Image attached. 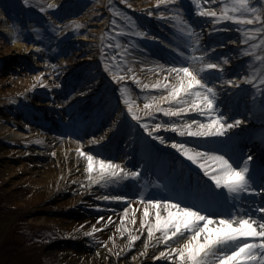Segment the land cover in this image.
Listing matches in <instances>:
<instances>
[{
  "label": "rangeland",
  "instance_id": "374dc122",
  "mask_svg": "<svg viewBox=\"0 0 264 264\" xmlns=\"http://www.w3.org/2000/svg\"><path fill=\"white\" fill-rule=\"evenodd\" d=\"M200 2L201 7L197 8L193 4L192 0H170V4H167V8H169V11L172 9L177 10L174 15L180 17V22L184 28L187 29L189 26L193 28L197 34V38L200 40V43H202V45L204 44V46L207 47V50H211L213 45L221 43L220 41H224L225 43L232 42L236 48L238 47V51H236L235 54H237L236 58L240 56L241 64L235 69L236 72L234 74L226 75L228 79H235L237 77L242 79L245 74L251 76L252 72L259 74L262 70H264V64H260L259 60L257 59V57H264V44L261 43L259 37L252 38L253 34L249 32L250 44H256L258 47L251 48L250 46H246L243 44L244 29L239 28L237 24L233 22L227 21L220 24L217 34H212L213 30H215L217 27L215 19L211 17H203L198 14L199 11L204 8L210 10L214 9L217 12H221L224 3L227 2L230 4L231 1L217 0V2L213 4L206 3V0H200ZM49 3H54L57 5V7L47 8ZM255 6H264V0H261V4H257ZM0 8V18L9 26L11 30L9 34L15 35L19 42H24L29 45V47H27L28 49H25V52L23 53H30L34 50V48H32L30 45H35L36 47L38 45L41 46V50H34L35 52L33 53V56L36 55L38 63L42 64L47 70L44 72V74H42V76L47 75V79L54 78L55 76L65 72L69 67L67 60L71 59V56L78 50L85 49L86 52L88 51L93 53L96 66H92L93 68L90 67L92 69L91 72L83 71V76L86 75L87 77L85 78L82 76L78 79V82L71 84L70 86H72V89H67V91L64 90L62 93H60L52 89L50 90L43 88L41 89V92L49 94V92H46L45 90L50 91L53 99H51L49 102H51L54 106L53 111L55 112L59 110L62 113V117L67 118L68 116L72 115L75 110L77 111V109L81 108L84 103H82L83 101H78L69 109L64 108L65 106L62 108L61 105H64V103L66 104V101L69 99V97L75 96L77 91L81 89L84 83L92 85L94 89H96V92L98 93H96L97 97L99 100H102L103 106L107 108V116H104L103 120L93 123L95 125V133L104 131L109 126V123H113V121H118L119 127L122 129L121 137H112V139H115L116 141L110 144L112 146L109 145L106 148L108 151L107 155H99L101 158L103 157L106 159H113L117 162H125L123 158L124 154H120L123 151L122 144L124 142L122 140L124 136L127 135H131L132 140H135V152L137 153L141 146L151 145V148L154 149L155 144H157V146L160 145L157 143V141L149 138L144 129L134 120V118L128 112V107H126L128 104L124 103V100L131 99L133 97V99L136 101L133 107L143 109L145 96L149 97L150 100L152 96H156L160 92L162 93V91L147 90L142 92L138 85L131 79L117 82L113 79V76L116 73L109 71L105 67V64L108 63H120L123 67L125 60H135V56L131 57L130 55H125V53L128 51L129 53L133 51V45L131 46V41L134 39L136 40L137 37L134 35L119 34V27L116 28V31H113L112 20L115 19L118 26L123 25L124 28H129L131 25L128 23V17H130L132 21L140 27V24L144 23V14L137 16L134 8H131L122 0H27V2L26 0H0ZM41 8H46V11H41ZM144 8V6H141L138 8V10L148 11V8ZM167 8H159L158 11L165 13L164 18H167V22L164 23V27L168 29L165 31L167 33H171V30L169 29L176 26V23L174 19L167 15L168 11H165ZM115 9H119V11L124 13V15H118L115 12ZM28 16L33 19L29 21ZM76 24L83 25V27L78 30L79 34L75 28ZM54 28L56 29L55 31H53ZM94 28H100L99 32L102 35L100 42L95 39V37L93 38L90 36L92 35L91 31H93ZM176 28L178 27L176 26ZM201 28H204L206 31H203ZM223 28L230 29L233 31V33L228 34L227 31H222ZM222 33H225L226 35H223ZM6 35L7 34H5V32L0 29V38L5 39ZM167 35L169 36V34ZM181 35H184V33L181 32ZM210 36L213 38V44L203 42L204 37L209 39ZM171 38L173 39V37ZM120 39H122V41H120ZM173 40H158V42L166 47L164 48L166 54L170 55V58L167 60H160L154 54L155 50L150 46L138 47V54L135 55H140L139 57H143L142 54L145 53L156 57L153 60H158L162 63L171 62L174 60L171 58H175L178 54L172 47H169V45L173 44ZM210 41L212 42V40ZM234 41H239L240 43H234ZM98 43L99 45L97 47L95 44ZM106 46L109 49L107 58L104 56V49ZM245 48L248 50L244 51ZM16 50L17 49L14 51L12 48L9 54L14 53L19 56L22 55L21 49H18V51ZM73 57H75V55H73ZM220 57L223 56L218 57L217 55L213 54V61L218 62ZM3 59L4 55L0 56V69L4 68L1 63ZM24 61L28 62L26 58H24ZM45 61H47V63H45ZM39 66L40 65L38 64L37 67ZM22 69L29 72L32 71L31 67H25ZM119 74L123 75V71ZM215 75L218 74H204V76H206L208 78L207 80L209 81L215 77ZM121 88H124L123 93L121 92ZM259 94V90L256 89L254 85H249L247 82H245L243 88H241L239 92L238 98L240 104L246 106L245 109L247 111L246 113H241L240 115L233 116L231 118L235 119L237 117L243 116L246 120V123H244L240 129H242L244 126H247V128L250 129H257L259 125L263 126L262 133L264 134V117L258 120V122L255 121L253 124V120L248 117V114L252 115L253 108L255 109V103L260 102L261 104L259 99H256L255 102H253L251 99L253 96L258 97ZM219 99V103L224 101V98L221 96H219ZM92 107L93 106L84 108L86 117L90 116L91 109H93ZM221 107L223 110L227 111H230L231 109V107H225V105H221ZM118 108L124 110L119 120L117 119L116 115ZM257 112L258 111H256V113ZM139 114L143 119H148L147 117H143V111H140ZM184 115H190L188 117L193 119L200 118L195 112ZM155 116L157 120H163L164 122H168L170 119H176L169 118L160 113H156ZM90 117H92V119L94 118L93 115ZM177 122L181 121L177 120ZM77 129L78 130L76 133H65L62 135V137H67L72 140H83L85 138V134H87V130L78 127ZM166 132L169 134V137H171V140L175 139L177 141H186L193 146H198V143L201 140V138H192L188 137L187 135L181 137L172 130H159V133L162 136ZM239 132L240 131L238 129L232 131V133ZM51 134H53V132H51ZM229 134L231 136V133ZM218 141L219 145H217L216 149L224 152V139H219ZM167 153L169 154L166 155H170L171 152ZM139 159V164H141L145 157L141 156ZM134 165H136V163H134ZM128 166H130V169L136 168V166ZM148 178L151 180L153 177L149 176ZM140 186V180L128 178H125L116 184L93 185V189H91L90 194L86 196V199L84 198V206H86V209H79L77 213L71 211V214H68L63 213L64 211H60V209L70 208L78 204L79 200L77 198H75L71 203H67L70 202V200L68 201L66 199L73 196L75 194L74 192L63 193V197H58L57 201H55L56 203H49L46 201L47 203H41L42 205L40 206H34L33 204H26L25 206H12L9 198V192L4 187L3 180L0 176V264H71V260L66 258L67 252L79 253V250L83 251V254H96L100 252L107 255L112 254L115 248H112L111 242L115 243L117 239L124 238L127 233L123 232V234H121L120 231H116L111 222L110 224L107 223L106 229L92 227V229H96L95 231H92L89 223L88 225L85 223L88 227L86 228L87 230L81 234L82 236L79 237L82 241V246H80V244L78 245L77 242L73 240L71 235H63V225H61V220L60 224L55 225L49 221L39 222L37 219L40 218V216H47L48 218H65V220L76 218V220L79 221L81 219H88L89 215L95 216L100 210L98 208H107L108 212L115 214L113 210H120L122 207H127V201L105 200L103 199V196L124 195L132 197L131 204H135L133 203V201L136 200L134 196L140 195L142 193L138 190ZM18 189L23 196L29 193L28 185H21L18 187ZM77 191H79V188ZM145 197L155 198L159 197V195L156 193H151L149 195H145ZM96 205H100V207H96ZM134 209L135 211L133 213L135 214L138 212V209ZM88 210H91V213L88 212ZM83 212H88V216ZM107 215L110 216L111 214L107 213ZM123 226L126 227V225ZM104 229L108 231V235L106 236L99 234V230L104 232ZM37 230H39L37 234H31V232L34 233ZM113 232L117 233L113 234ZM110 234L114 235L112 240H108V237L111 236ZM135 242L142 244V239L138 237ZM179 242L180 241H178L177 244ZM164 246L165 245L163 244L155 243L151 247V251H148V253L143 255L142 259H140V262L142 264H152L153 260L150 259V253L153 255V253L160 251ZM110 248L112 251L108 250Z\"/></svg>",
  "mask_w": 264,
  "mask_h": 264
},
{
  "label": "snow or ice",
  "instance_id": "6c2138e0",
  "mask_svg": "<svg viewBox=\"0 0 264 264\" xmlns=\"http://www.w3.org/2000/svg\"><path fill=\"white\" fill-rule=\"evenodd\" d=\"M27 2V0H26ZM193 4L201 7L200 0H192ZM217 0H206V3L213 4ZM155 5L169 4L170 0H154ZM261 4V0H231V3L225 2L221 12L214 9L204 8L199 11L203 17L215 19L216 29L212 34H217L222 22H233L239 28L244 29L243 44L251 48H257L258 45L250 44L249 32L253 34L252 38L261 40L264 44V6H255ZM131 7V5H129ZM57 5L49 3L47 8H56ZM46 11V8H41ZM176 9L168 11L167 15L176 21L180 17L174 15ZM118 15H124L119 9H115ZM149 15L152 12L149 11ZM157 17L164 18L165 13L156 12ZM128 23L131 25L129 33L123 25H117L115 19L112 20L113 31L119 27L120 33L124 35H134L135 37H145L146 31L140 30L136 24L128 17ZM251 26V27H250ZM67 27V26H66ZM82 24H76L78 30ZM56 29L54 28L53 31ZM187 38L186 42L194 44L190 49L192 52L202 51L201 55H186L179 48L178 58L171 62H155L154 65H148L149 69L155 67L157 78L155 82H141L140 77L134 71L132 65L139 63L143 69L145 63L141 57H135L134 61L125 60L123 67L120 63L105 64L109 71H113V79L117 82L121 80H133L142 92L147 90H161L162 95L149 97L145 96L143 109L134 108V100L125 99L128 104V112L134 120L144 129L147 136L160 144L170 146L172 149L184 158L198 167L203 176L206 177L217 190L222 189L227 197V203L230 205L226 213L211 214L194 205H187L184 202L169 196L167 198H146L144 193L135 195L134 198L143 204L140 215V230L145 226L149 238L156 243L165 245L160 251L152 257L156 260L158 257H166L172 264H264V203L255 201L249 202L243 199L246 196H254L257 199L264 198V185L254 186L248 173L251 170L254 156L249 152L239 164H234L226 152L219 149L206 150L199 146L190 145L186 141L168 140L160 135L159 130H172L179 136L187 135L192 138L208 139L213 137H227L234 129H239L245 122L243 116L235 119L229 118L230 115L223 110L219 103L218 86L214 80L204 78L205 73L220 75L226 71L223 62H213V56L209 50L202 49L200 40L191 26L180 28ZM79 34V33H78ZM159 39V37H153ZM234 43H240L234 41ZM225 47L227 45H224ZM41 47V46H37ZM172 47V45H169ZM248 49L245 48L244 51ZM108 47L104 49V56H108ZM125 55H134L125 53ZM260 64H264V57H257ZM47 63V61H45ZM123 71V75L119 73ZM42 86L44 81L41 79V73L37 72L34 78ZM258 81V83H257ZM254 85L259 90V96H253L251 99L261 101L262 114H264V70L259 74L252 72L251 76L245 74L242 79L239 77L227 81L233 89H241L244 83ZM59 86V85H57ZM124 92V88H121ZM71 99V97H69ZM143 111V119L139 114ZM195 112L200 118H189L184 115ZM160 113L170 119L168 122L157 120L155 114ZM255 115V113H252ZM177 120L181 122H177ZM67 138V137H65ZM106 137L102 136L99 140L96 137L90 138L89 143L99 144ZM77 147L75 151L83 158V171L87 174L84 178L92 185H111L121 180L139 179L143 168L136 167L128 169L122 166L121 162L113 159L101 158L80 148V141H75ZM166 167V162H160ZM191 177H189V181ZM160 184V181H157ZM162 186V185H160ZM166 186V185H163ZM238 194V195H233ZM105 200L127 201V207L120 210V221H125V213L132 209V197L124 195H105ZM246 205H250L251 211ZM100 207V205H96ZM134 219V216L132 217ZM101 221L100 216L96 217ZM108 223L104 219L101 227ZM121 226L118 225V229ZM96 229H92L95 231ZM129 233L127 247H132V242L138 239L137 235L132 234V230L123 228ZM159 236H154L155 232ZM112 240V236L108 237ZM177 244L178 241H181ZM149 240H145L148 246ZM112 251V249H108ZM145 253H141L144 255Z\"/></svg>",
  "mask_w": 264,
  "mask_h": 264
},
{
  "label": "bare ground",
  "instance_id": "6f19581e",
  "mask_svg": "<svg viewBox=\"0 0 264 264\" xmlns=\"http://www.w3.org/2000/svg\"><path fill=\"white\" fill-rule=\"evenodd\" d=\"M122 1L128 5H131V8H134L137 16H141L140 14H144L145 16H147L148 19H150L149 17L152 16L157 17L156 11H158L159 8L163 9L168 7V5L165 4L155 5L154 0ZM141 6H144V9L148 8V11L138 10V8ZM149 11L152 12V15L148 14ZM165 11H169V8L165 9ZM28 17L29 21L33 19L30 16ZM147 21L149 23H147ZM175 23L178 28L175 27V29H173L171 33H169L175 40H173V44H171L172 48L174 50L176 48H179V50L184 51L186 55H201L202 51L192 52L190 49L194 45L192 43H187V38L184 35H181L180 28H184L182 23L176 20ZM148 25L149 27L150 25L153 26L151 24V21L146 20L144 27ZM136 26L140 30L146 31L144 27H139V25ZM149 27H147L149 36L144 37L147 39L153 38L156 35L151 34V30L148 29ZM0 29L3 30L5 34H7L5 39L0 38V56L4 55V59L1 62L4 68L0 69V176L3 180L4 187L9 192V198L12 203V206H25L26 204L40 206L42 205L41 203L44 202L56 203L55 201H57L58 197H63V193L74 192L76 195L74 194L66 200H70V202L67 203H71L75 198H77L79 200L78 204L70 208L60 209V211H64L63 213L71 214V211L77 213L79 209H86V206H84V200L86 199V196L90 194L91 189H93V185L89 187V182L84 178L87 174L83 171V158L79 155V153L75 151L77 147L75 143L76 140H72L70 138L65 137L63 138L62 135H64L67 130H70V128L76 122L81 124V126H86V124H88V127L94 129V121L98 119L101 120L103 119V116H107L106 112H104L102 100H99V98L97 97L98 93L92 85L84 83L81 89L79 88L80 90L77 91V94L71 97V99H68L66 101V104L64 103V105H61V107L63 108L65 106L64 108L69 109L73 106V104L75 105V103H77L78 101H83L82 103L84 104L81 106V108L77 109V111L75 110L72 115L68 116L67 118H64L62 117L61 111H53L54 106L51 102H49L51 101V99H53L50 91L45 90L46 92H49V94H46L45 92H41V89L47 88L62 93L65 89L71 88L72 86L70 85L78 82V79L84 75L83 71L91 72L92 69L90 67L96 66V61L93 58L94 55L91 52H86L85 49L78 50L75 54H73L75 55V57H73L72 55V58L67 60L69 67L65 72L55 76L54 78L47 79V75L42 76V74H44V72H46L47 70L42 64L38 63V60L36 59L37 56H33V53L35 52L34 50L39 51L41 50V47L30 45L32 48H34V50L32 49L33 51L30 53H23L25 52V49H28L27 47H29V45L24 42H19V40L16 39L15 35L9 34L11 30L1 18ZM125 29L128 32H131V27ZM201 29H203V31H206L204 30V28ZM99 30L100 28H94L93 31H91L92 35L90 36H92L93 38L95 37V39L100 42L102 35ZM222 31H227L228 34L233 33L232 30L227 28H223ZM222 34L226 35L225 33ZM209 40L213 41L212 36H210L209 39L204 37L203 42L209 44ZM120 41H122V39H120ZM220 42L221 43L214 44L213 48L209 51L212 53V56L213 54L217 55L218 57L223 56L220 57L218 62H223L225 60L227 61V63L223 64V67L226 69V71L221 74L220 77L218 75H215V77L210 79V81L214 80V83L217 84L219 96L224 98V101L221 102L222 105L230 103L231 101V105H238V98L235 97L241 89H233L232 86L227 83V81L230 79H228L226 76L234 74L236 72L235 69L241 64L240 56L236 58L237 54H235L236 51H238V47L236 48V46L233 45L232 42ZM200 44L202 49H207L204 44ZM95 45H97L98 47L99 43ZM224 45L227 46L225 47ZM131 46L133 47V51L130 53L134 55L130 56L139 57L140 55L135 54H138V47L144 46L143 42L139 39H134L133 41H131ZM12 48L14 49V51L15 49H17L16 51H18V49H21L22 55L19 56L14 53L9 54ZM126 53H129V51ZM142 56L143 57L141 58L145 63V67L141 69L139 67L138 62L133 63L132 67L136 74L140 77L141 82H155L157 78L155 67L153 66L151 69H149L148 65H154L155 62H157L158 60H153L156 57L150 56L149 54L144 53L142 54ZM169 56L170 55L166 54L162 57L167 60L168 58H170ZM162 57H160V60H163ZM176 57L178 58V54L176 55ZM24 58H26L28 62L24 61ZM35 64H39L40 66L37 67V65ZM24 66L31 67L32 71L29 72L27 70L22 69L25 68ZM37 72L41 73V79L44 81L43 86L35 79H33ZM83 77L86 78L87 76L85 75ZM204 78L208 79L206 76H204ZM162 94L163 92H160L156 96ZM130 100L135 101L133 97ZM91 106H93V109H91L90 116L94 115L93 113L96 112V117L91 119L92 117L89 116L86 119L85 115H83L84 108ZM260 106V102L255 103V109L253 108L252 111V113H255V115L248 114V117L253 120L252 124L255 121L258 122V120L264 117V114H262V108ZM244 107L245 106H243V110H246ZM235 109H238V107L236 108L235 106L234 110L232 109L231 111H224L227 112L230 115L229 118H231V116L236 111ZM117 110L118 111L116 112V115L117 119L119 120L124 110H122L121 108H118ZM256 111L258 112L256 113ZM49 126H54V130L48 131ZM238 130L240 132L235 136H241L242 133H245L244 136H246L250 129L247 128V126H244L242 129L239 128ZM51 132H53V134H51ZM121 135L122 129L119 127L118 121H113V123L110 122L109 126L100 133H95V131L91 130L87 132V134H85L84 136L85 138L83 140H80L79 146L82 150L88 151L94 155H107L108 151L106 150V148L110 144L114 143V141H116L115 139H112V137L120 138ZM102 136L106 138L102 140L99 144L88 142L92 137H96V139L99 140ZM163 136L166 139L171 140V137H169V134L167 132ZM227 137H230V134H228ZM256 138L260 143H257V145L253 144L252 146L248 147L245 153L246 155L250 152L254 156V161L252 162L251 168H255V162L262 156L263 152L261 148L264 146V139L260 138V136H256ZM210 139L211 140L209 141L212 144L218 143L216 138ZM240 140L241 138H238L236 140L234 139L235 143ZM122 141L124 142L122 144L124 150L120 155L124 154L123 158L125 162L121 163L122 166L130 169V166L128 165H130V163H134L138 158V155L136 154L132 156L134 152L133 144L135 140H132L131 135H127L124 136ZM158 144L160 143L158 142ZM160 146L164 149L170 148V146H165L162 144H160ZM201 148L205 149L203 147ZM141 150L142 151L139 154H142V152H144L146 149L142 148ZM225 151H227V149H225ZM232 155L235 156L234 154ZM148 156L146 157V160ZM130 158L132 161H129ZM170 159L175 160L176 156H173ZM230 159L234 164H239L241 162V160L236 161L232 157ZM159 161L164 162L162 160ZM175 163V166H178L179 168H184V164L179 162L178 160ZM262 167L264 170V166ZM142 168H144V166ZM156 168H161L159 170L165 169V167H163L161 163L159 165L157 164ZM161 172H163V170ZM188 175L191 176V180L193 181L195 176L192 174V172L188 171ZM170 179L171 177H163L160 184H158L156 180L151 184H145V176H140L139 180H142L143 185H141L138 190L144 193L148 191V187H146V185L155 184L159 186L162 185L160 186L161 191L168 190L172 183L180 181L179 177H175L171 180ZM182 183H184V181ZM252 184H254V181L252 182ZM21 185H28V194L24 196L21 194L18 189V187H20ZM261 185H264V176L259 186ZM78 188L79 191H77ZM233 195L235 196L238 194ZM220 199H222L223 203H227V197L225 193H221L219 200ZM243 199H245L246 201L255 199L264 202V198L257 199V197L254 196H246ZM133 203L135 204H132V208H137L138 212L134 214L132 209H129V212L125 213V221L119 220L120 210L125 207H122L120 210H113L115 214L108 212L107 208H98L100 209L99 212L97 211L99 214L97 213L98 215L96 214L95 216L89 215L90 217L87 215V213H91V210H88V212H83L85 215L88 216V219H81L79 221L76 220V218H70L69 220H65V218H48L47 216H40V218H38L37 220L39 222L49 221L55 225L60 224V222L62 221L61 225H63V235H71L73 240L77 242L78 245L80 244V246H82V241L79 237H81V234L87 230L86 228L88 227V223L90 224L91 229L92 227H100L101 229H106L107 224L101 227V223L104 219H107L108 224H110L111 222L114 229L116 231H120V233L123 228L132 230V234L137 235V237H140V239H142V244L133 241L132 247H127L129 233L127 231H124L127 233L124 238L117 239L115 243L111 242L112 248H115L112 254L107 255L101 252L96 254H83L84 252L79 250V253L67 252L66 258L71 260V264H142L140 262V259H142L143 257L141 253H148V251H151V247L156 242L154 239L148 237L146 226L143 231L140 230L139 220L143 204L136 200H134ZM229 207L230 205L228 204L227 208L229 209ZM220 208H222V206H220ZM107 213L111 215L109 216L107 215ZM97 216H100L102 220L97 221ZM133 216L134 219L132 218ZM85 223H87V225ZM118 225L121 226L120 229H118ZM123 225H126V227H124ZM99 232V234H102L103 236L108 235V231L106 230L104 232L99 230ZM114 233L117 232H113V234ZM110 235L114 238V235ZM159 235L160 234L158 231L154 233V236ZM145 240L150 241L148 246L145 245ZM180 242H182V240ZM150 254V259L153 260L152 257L156 254V252L153 253V255L152 253ZM152 264H172V262L169 261L166 257H158L156 260H153Z\"/></svg>",
  "mask_w": 264,
  "mask_h": 264
}]
</instances>
